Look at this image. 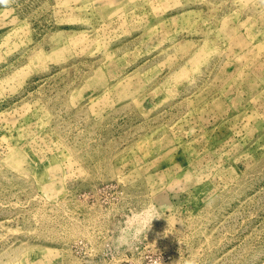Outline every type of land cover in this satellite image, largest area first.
<instances>
[{
	"label": "rangeland",
	"instance_id": "obj_1",
	"mask_svg": "<svg viewBox=\"0 0 264 264\" xmlns=\"http://www.w3.org/2000/svg\"><path fill=\"white\" fill-rule=\"evenodd\" d=\"M0 264H264V0H0Z\"/></svg>",
	"mask_w": 264,
	"mask_h": 264
}]
</instances>
